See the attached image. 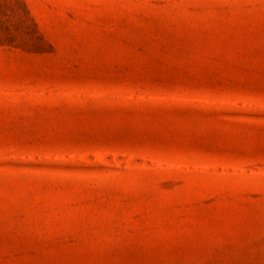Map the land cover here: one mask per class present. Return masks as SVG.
I'll use <instances>...</instances> for the list:
<instances>
[{
	"label": "rangeland",
	"instance_id": "374dc122",
	"mask_svg": "<svg viewBox=\"0 0 264 264\" xmlns=\"http://www.w3.org/2000/svg\"><path fill=\"white\" fill-rule=\"evenodd\" d=\"M0 264H264V0H0Z\"/></svg>",
	"mask_w": 264,
	"mask_h": 264
}]
</instances>
